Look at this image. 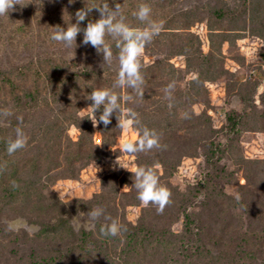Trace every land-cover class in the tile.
Here are the masks:
<instances>
[{
	"label": "rangeland",
	"instance_id": "374dc122",
	"mask_svg": "<svg viewBox=\"0 0 264 264\" xmlns=\"http://www.w3.org/2000/svg\"><path fill=\"white\" fill-rule=\"evenodd\" d=\"M104 2L119 3L133 28L146 26L133 15L141 4L163 22L141 57L142 98L113 88L119 49L110 36L111 65L82 44V33L71 49L51 39L56 26L76 23L77 10ZM22 3L0 16V111L13 113L0 116V264H264V0ZM99 18L94 9L80 27ZM97 89L132 95L121 108L140 123L121 130L113 114L106 128L93 127L84 109ZM234 111L238 119L229 122ZM17 127L27 145L9 155ZM145 127L166 147L121 152ZM218 153L216 182L205 164ZM137 167L152 168L171 191L162 214L137 198L130 172ZM256 199L262 216L249 201ZM96 207L126 231L101 236L99 223L111 220L90 221ZM82 229L110 244L74 238Z\"/></svg>",
	"mask_w": 264,
	"mask_h": 264
},
{
	"label": "clouds",
	"instance_id": "9594fccd",
	"mask_svg": "<svg viewBox=\"0 0 264 264\" xmlns=\"http://www.w3.org/2000/svg\"><path fill=\"white\" fill-rule=\"evenodd\" d=\"M75 0H69V4L74 3ZM19 5L23 8L22 0H0V16L9 15L11 11L16 10L15 6ZM100 14V18L95 22L89 21L86 27L81 28V22L85 21L93 10ZM151 8L147 4H141L138 10L133 15L141 22H146L143 28H133L125 22V17L121 13V5L115 3V7H110L108 2L101 5H94L92 7H85L79 9L75 13L76 23L67 26L66 28L56 26L51 39L62 43L66 48L71 49L75 44L79 34H83L82 44L91 45L96 49L98 54L103 56V64L111 65L114 57L110 45L106 42V36H110L116 41V47L119 49L118 61L119 71L117 79L113 84V88H129L132 89L139 97H143L142 86L144 84V77L142 75L141 57L148 43L162 30L163 22H156L150 20ZM75 47V48H76ZM175 89V82L169 83L164 89L165 98L172 100V93ZM92 103L84 109L90 112L93 127H97L102 123L105 128L111 123L113 114L116 115L118 121L117 127L121 130H129L140 123L138 114L128 109L127 114L124 115V109L121 108V100L129 102L134 99L132 95L120 96L110 89L93 90L87 97ZM171 103L169 107H171ZM97 113L99 116L97 118ZM118 113L120 115H118ZM13 113L9 109L0 111V116L9 117ZM22 121V117H17ZM16 138L10 139L7 144V153L14 154L18 150L26 147L28 138L21 128L17 127ZM159 135L155 130L143 128L142 133L138 139L124 140L120 144V150L123 153L134 155L138 153L148 152L153 149H161ZM118 163V161H117ZM120 167L127 169L123 164L118 163ZM134 176L133 186L137 190L139 201L147 207L149 204L156 206L158 214H162L164 208L168 206L171 201L172 193L166 187L159 183V177L152 168L137 167L130 171ZM15 186V182H13ZM235 199L239 201L240 195L237 194ZM90 221L95 222L102 216L104 219L111 220L105 215V210L96 207L87 213ZM13 222H9V230L13 228ZM94 226V224H93ZM101 236L116 237L126 228L118 223L116 220H111V223H105L100 227Z\"/></svg>",
	"mask_w": 264,
	"mask_h": 264
},
{
	"label": "trees",
	"instance_id": "16d2710c",
	"mask_svg": "<svg viewBox=\"0 0 264 264\" xmlns=\"http://www.w3.org/2000/svg\"><path fill=\"white\" fill-rule=\"evenodd\" d=\"M123 7V6H122ZM121 11H125L124 9H121ZM230 115H229V118H228V120H229V122L231 121V120H234L235 118H237L238 119V117L237 116H239L238 115V113L237 112H233V113H229ZM236 119V120H237ZM220 145V144H219ZM217 146V148L219 149V151L220 152H223V149H222V147L221 146ZM219 157H222V155L221 154H215L214 156H213V158L211 157V159L209 160V161H207L206 162V164H205V167H206V170H208V173L210 174V178L211 179H213V181H216V182H218L219 180V178H218V176L217 175H219L220 174V170H223V165H222V161L220 160V158ZM250 201V203H251V205H253L255 208H256V204H257V208H256V210H259V215L258 216H262V213L263 212H261V210H262V204L261 203H259L260 201L259 200H249ZM259 201V202H258ZM255 205H254V204ZM186 215H187V217L189 218V219H193V213L192 212H187L186 211ZM257 216V217H258ZM58 217H59V215H58ZM59 220H63V215H60V217H59V219H58V221ZM59 222H63V223H66V222H68V221H59ZM191 221H189V223H190ZM104 223H99V225H100V227H101V225H103ZM79 232V233H78ZM72 235L73 236H75L74 238H82L81 239V241H83L84 239H88V240H91V242L92 243H94V244H97V245H101L102 244V246H104V245H107V244H110V242L109 241H107L106 239H103V238H101L99 235H94L93 234V232L91 231V232H88V231H86L85 229H82V231L80 230V231H77L76 233H74V231H73V233H72ZM25 236V235H24ZM25 237H27V236H25ZM74 238H72L73 240H74ZM101 246V247H102ZM183 246H181L180 248H182ZM173 252H176V251H173ZM172 258V257H171ZM161 264H168V261L166 262V261H164L163 263H161Z\"/></svg>",
	"mask_w": 264,
	"mask_h": 264
}]
</instances>
